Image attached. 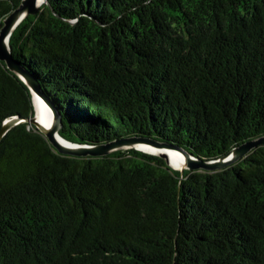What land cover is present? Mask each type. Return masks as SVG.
Returning <instances> with one entry per match:
<instances>
[{
    "label": "trees",
    "instance_id": "trees-1",
    "mask_svg": "<svg viewBox=\"0 0 264 264\" xmlns=\"http://www.w3.org/2000/svg\"><path fill=\"white\" fill-rule=\"evenodd\" d=\"M47 1L9 46L65 139L208 161L264 137V0ZM20 2L0 0V28ZM34 114L0 61V130ZM0 264H264V145L181 173L134 148L60 154L19 123L0 140Z\"/></svg>",
    "mask_w": 264,
    "mask_h": 264
},
{
    "label": "water",
    "instance_id": "water-1",
    "mask_svg": "<svg viewBox=\"0 0 264 264\" xmlns=\"http://www.w3.org/2000/svg\"><path fill=\"white\" fill-rule=\"evenodd\" d=\"M50 6L47 0H42L41 4L37 3V0H21L17 8L12 10L3 20L0 28V61L6 64V67L16 74L29 88L32 94L33 106H34V117L32 118H21L19 116L7 119L1 130L0 140L2 137L15 125L28 122L34 125L45 137L48 139L50 144L60 153L64 155H70L75 157H96L104 156L112 153L116 150L136 148L138 144H145L156 151L147 152L140 150L145 153L157 155L164 158L169 166L176 169L170 162V159L166 151H176L181 155L182 164L179 170L181 173L184 170H205V171H216L223 169L229 165H232L240 161L245 157L252 149L259 145H264V137L259 139L247 141L238 147L233 148L224 156L215 159L204 161L199 158L192 156L186 150L172 146L167 143L158 142L149 138H126L120 139L108 144L101 145H84L71 142L60 134L62 128V117L59 109L49 100V98L42 92L38 81L31 75L26 69H24L19 62H17L11 53L9 46V39L13 31L17 26L28 16L35 15L43 6ZM34 97H37L45 105L48 112L51 115L52 121L50 124L41 122L36 116V108L34 103Z\"/></svg>",
    "mask_w": 264,
    "mask_h": 264
},
{
    "label": "bare ground",
    "instance_id": "bare-ground-1",
    "mask_svg": "<svg viewBox=\"0 0 264 264\" xmlns=\"http://www.w3.org/2000/svg\"><path fill=\"white\" fill-rule=\"evenodd\" d=\"M38 4L42 3V0H37ZM34 103H35V108H36V116L37 118L45 123V124H50L52 121L51 115L48 112L47 108L45 107V105L41 102V100H39L37 97H34ZM136 148L140 149V150H144L147 152H154L156 151L155 149L145 145V144H138L136 146ZM157 152V151H156ZM171 164L176 168L179 169L181 164H182V158L181 155L176 152V151H166Z\"/></svg>",
    "mask_w": 264,
    "mask_h": 264
}]
</instances>
